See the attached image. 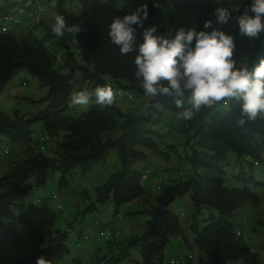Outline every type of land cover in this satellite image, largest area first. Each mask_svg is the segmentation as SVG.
<instances>
[{"label": "trees", "instance_id": "trees-1", "mask_svg": "<svg viewBox=\"0 0 264 264\" xmlns=\"http://www.w3.org/2000/svg\"><path fill=\"white\" fill-rule=\"evenodd\" d=\"M53 1V22L55 15L61 14L69 25L79 24L82 28L77 37L66 34L73 39L75 51L72 53L65 47L57 68L54 55L44 44L58 37L43 22L14 27L8 33L0 34V93L20 70H24L46 88L43 101L48 103L43 111L29 116L17 112L10 116L0 112V138L22 143L27 150L26 158L9 163L0 177V227L5 220L26 221L25 211L30 209V203L24 206V212L19 215L13 213V207L20 199L43 188L49 172L57 171L59 184L66 185V176L76 168L84 171L103 160L109 151L115 150L120 169L103 185L95 188L90 207L110 203L112 216L116 217L119 207L141 199L149 206L148 220L139 237L114 242L111 234L105 242V252L96 249L88 258V264L120 263L128 258L130 249L136 247L140 259L137 264H164L162 255L169 238L182 236L179 218L168 210V205L186 194L195 215L204 208L217 213L216 217L208 218L207 224L200 230L194 224L191 226V241L182 238L188 251L196 250L204 254L209 264H264L259 261L257 253L240 242L241 234L231 222L233 213L243 203L249 202L255 208L260 203L253 188H264V184L255 181L251 171L264 153V117L239 126L237 119L241 102L231 100L210 108L202 107L194 119L183 120L178 113L192 107L187 92L181 98L183 107H177V97L157 95L149 99L139 87L142 80L134 75L136 69L133 61L138 54L139 44L143 43V29L137 30V50L129 55H122L119 48L111 43L109 24L114 17L129 13L102 0ZM67 1L78 3L76 13L65 9ZM249 3L250 0H183V7L195 15L199 31H209L204 28L208 20L217 27L213 14L215 9L228 8L232 13L231 19L228 24L218 27L235 37L233 58L238 66L244 63L251 71L264 59V43L259 40L254 46H249V39L238 35L237 18ZM147 6L148 18L144 28H148L153 11L151 5ZM7 13L9 11H0V19ZM38 29L42 31L41 38L35 35ZM161 33L167 34L164 29L157 28V34ZM62 69L68 73L61 74ZM105 76L119 87H112L115 92L121 88L145 98L144 113H123L118 106L117 95L110 106L97 105L93 98L86 112L76 118L68 116L70 94L109 85L103 79ZM121 82L124 85L121 86ZM160 110H167L182 119V128L185 132H191L194 146L188 157L191 173L170 179L167 186L161 184L151 205L141 185L145 174L136 171L133 166L144 159L141 150L157 149L156 138L159 135L152 127L161 119ZM34 124H41L45 134L42 145L45 146L50 140L56 141L53 157L43 155L42 147L37 152L31 151L30 146L34 142L30 127ZM230 154L234 156L235 167L239 168L236 175L226 176L225 168ZM241 162L246 166L243 167ZM228 182H235L236 185L228 187ZM258 226L264 231V220L258 221ZM68 233L67 229L63 232H46L39 236L44 245L41 249L33 250L29 256L12 264H36L41 256L51 264H83L77 258L67 259L70 253ZM179 256L191 257L185 264L193 260L189 254Z\"/></svg>", "mask_w": 264, "mask_h": 264}, {"label": "rangeland", "instance_id": "rangeland-1", "mask_svg": "<svg viewBox=\"0 0 264 264\" xmlns=\"http://www.w3.org/2000/svg\"><path fill=\"white\" fill-rule=\"evenodd\" d=\"M7 1L13 5L11 9L19 4L18 0ZM7 1L0 0V7H3V12L6 9L4 2ZM102 1L107 4L111 3L127 13L134 11L142 4L151 5L153 11L148 28L153 26L162 28L170 36L174 35L181 27L186 30L195 29L199 31L195 15L183 7V0ZM154 4H158L159 7H154ZM53 6V0H39L29 7L22 8L23 13L17 14V16L19 19L25 20L27 13H32L34 18L29 24L30 26L43 22L52 29L54 25ZM64 7L66 10L76 13L78 3L67 1ZM11 9L8 11L10 12ZM35 35L37 38L43 36L40 29L35 32ZM263 36L264 33L260 35L259 39H249V46H254ZM44 45L56 59L55 68L61 64L60 60L65 52V47L72 53L75 51L73 39L68 35H65L64 38L45 41ZM60 73L67 74L68 71L62 69ZM103 79L112 87L119 88L110 82L109 77L105 76ZM122 85L124 84L121 82ZM119 91L121 96L118 100V106L123 113H144L145 98L138 97L121 88ZM46 94V88L37 79L30 76L26 71L20 70L0 93V112L10 116L15 112L26 116L37 114L48 105L47 102L43 101ZM128 95L133 97L132 101L127 100ZM87 109V105L69 106L67 115L76 118L81 113L86 112ZM160 113L159 123L152 127L159 135V138H156L158 144L156 151L141 150L145 157L133 166V169L141 174L145 171L149 172L141 180V185L151 205L158 195L156 190L158 179L161 180L162 186H167L170 179L180 178L184 174L191 173L188 157H190L194 146L191 132L183 130V121L180 117L167 110H160ZM259 117H264V114ZM30 131L34 142L30 146L31 151L37 152L42 147L43 155L49 158L53 157L56 141L50 140L45 143V146L42 145L45 134L41 124H34L30 127ZM26 156L27 150L22 143H13L9 139L1 137L0 177L7 170L9 163L24 160ZM248 161L251 162V160ZM241 163L243 167L246 166L245 163ZM238 168L234 165V156L230 154L227 159L225 175H236ZM119 169L120 163L117 152L111 150L103 160L91 165L86 170L76 168L70 175L66 176V185L59 184L60 175L57 171L49 172L43 188L20 199L17 205L13 207V213L19 215L24 212V206L30 203V209L25 211L26 221L5 220L2 222L0 227V264H12L16 260H23L33 250L41 249L44 245L39 236L46 232H63L67 229L70 251L67 259L77 258L83 264L89 263L88 258L96 249L105 252L107 244L105 240L99 238L101 231L112 234L114 242H122L128 238L141 236L145 222L148 220L147 211L149 210V206L141 199L119 207L117 211L119 219L116 218L117 216H112L113 207L110 203L96 206V208L90 207L95 188L103 185ZM251 174L255 181L264 184V153L260 155V160L252 168ZM235 185V182L227 183L228 187ZM253 190L259 198L258 206L255 208L249 202L243 203L233 213L231 222L236 231L241 234L240 242L257 253L260 262H264V231L258 226V221L264 220V188L254 187ZM52 194L55 195L54 199ZM59 205L61 210L57 209ZM168 210L179 218L182 236L169 238L162 255L163 263L166 264L181 254H189L192 255L193 260L188 264H209V259L204 254L196 250L188 251L182 238L184 237L190 242L192 239L191 226L194 224L196 229L200 230L207 224L208 218L217 216L216 211L204 208L195 215L188 194L173 200L168 205ZM139 261L138 247H136L130 249L127 259L117 264H137Z\"/></svg>", "mask_w": 264, "mask_h": 264}, {"label": "clouds", "instance_id": "clouds-1", "mask_svg": "<svg viewBox=\"0 0 264 264\" xmlns=\"http://www.w3.org/2000/svg\"><path fill=\"white\" fill-rule=\"evenodd\" d=\"M153 6L159 7L158 4ZM213 14L217 27L211 20L204 23V28L211 31L181 27L170 36L157 34L155 26L144 28L148 6L142 4L123 17H114L108 26V37L122 55H129L137 50V30L143 29V43L139 44L133 61L134 75L142 80L139 87L149 99L157 95L177 97V107H183L181 98L187 92L192 107L178 113L183 120L194 119L202 107L238 100L241 103L237 124L254 123L264 114V59L251 71L244 63L238 66L233 58L235 37L218 27L228 24L232 13L226 7H218ZM237 24L238 35L259 39L264 33V0H250L238 16ZM81 30L79 24L69 25L63 15H55L51 31L56 37L64 38L66 34L77 37ZM117 95L107 84L96 86L94 90L73 91L69 106H86L93 98L97 105L110 106ZM36 264L51 262L41 256Z\"/></svg>", "mask_w": 264, "mask_h": 264}, {"label": "built area", "instance_id": "built-area-1", "mask_svg": "<svg viewBox=\"0 0 264 264\" xmlns=\"http://www.w3.org/2000/svg\"><path fill=\"white\" fill-rule=\"evenodd\" d=\"M5 1V0H4ZM39 0H21V4L18 5V6H15L9 13L5 14L1 19H0V34H6L9 32V30L11 28H14V27H20V26H23V25H29L33 18H34V15L32 13H27L26 15V19L25 20H21L18 18L17 14H22L23 11L21 10L22 8H25V7H29L31 4H34V3H37ZM15 13V14H13ZM260 43H264V37H262V39L260 40ZM118 93V96L120 97L121 96V93L120 91L117 92ZM127 100L128 101H132L133 100V97L131 95H128L127 96ZM144 176H143V179L145 178L146 175L149 174V172H144ZM161 180L158 179L156 181V190L159 191L160 190V187H161ZM53 196V199L55 198V195L52 194ZM57 209L58 210H61V206H57ZM117 218L119 219V217L117 216ZM111 237V234L109 232H106V231H101L100 234H99V238L102 240H109ZM191 257L190 256H179L177 258H174L172 259L168 264H185L187 259H190Z\"/></svg>", "mask_w": 264, "mask_h": 264}, {"label": "crops", "instance_id": "crops-1", "mask_svg": "<svg viewBox=\"0 0 264 264\" xmlns=\"http://www.w3.org/2000/svg\"><path fill=\"white\" fill-rule=\"evenodd\" d=\"M2 1H4V0H2ZM5 1H6V0H5ZM4 3L6 4V5H5V6H6V7H5L6 9L4 10V12L6 13L9 9L12 8L13 5H12L11 3H8V1H7V2H4ZM18 3L21 4V3H22L21 0H18ZM19 4H16V5H19ZM2 9H3V7L1 6V7H0V11H1V12H3Z\"/></svg>", "mask_w": 264, "mask_h": 264}]
</instances>
